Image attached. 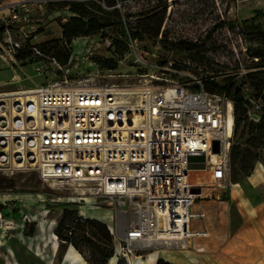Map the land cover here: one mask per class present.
Masks as SVG:
<instances>
[{"label":"built area","instance_id":"built-area-1","mask_svg":"<svg viewBox=\"0 0 264 264\" xmlns=\"http://www.w3.org/2000/svg\"><path fill=\"white\" fill-rule=\"evenodd\" d=\"M71 1L86 0H13L0 5L9 18L2 41L7 54L39 60L37 73L56 77L32 90L0 93V171H35L45 182L76 187L80 203L102 198L115 206L121 225L112 234L121 256L141 250L205 253L213 227L208 211L197 204L233 186L234 100L226 93L209 92L203 78L192 83L175 79L174 75L189 76L203 68L190 55L160 60L158 50L165 49L163 34L173 14L170 7L162 33L153 41L157 52L151 55L133 36L137 19H124L120 38L127 51L117 61L134 73L107 71L108 77L124 83L59 76L65 69L56 57L25 44L13 32L17 28L21 35L34 12ZM100 3L108 11L122 7ZM64 8L63 25L78 17L69 6ZM218 33L171 36L168 43L221 44ZM81 39L85 47L72 50L70 65L90 62L104 50L117 52L115 39L104 32ZM202 158L205 168H193L202 164ZM5 215L0 211V230L8 225L2 220Z\"/></svg>","mask_w":264,"mask_h":264},{"label":"rangeland","instance_id":"rangeland-1","mask_svg":"<svg viewBox=\"0 0 264 264\" xmlns=\"http://www.w3.org/2000/svg\"><path fill=\"white\" fill-rule=\"evenodd\" d=\"M12 1L0 0V5ZM169 2L173 16L168 28L174 38L202 36L205 30L217 23L218 16L227 22L228 26L216 36L221 41L222 39L227 40L226 42L230 45V51L233 52L234 59L238 62V65L235 63L229 65L231 67L229 70L235 73L233 81L242 87L243 95L252 99L249 110L250 118L260 121L264 104L260 99H256L245 75L248 72L261 70L256 66L258 60L253 62L250 59L251 54L248 49L252 47L255 50L260 47V43L257 44L253 40L258 37L262 38L261 33L264 31V0H169ZM121 4L122 15L130 20L131 15L141 12L143 7L149 8L157 4V0H126ZM63 5L47 12H34L31 16L32 21L25 24V31L19 35L18 29L15 28L13 34L27 40L24 41L25 44H34L46 55L56 57L65 69L59 76H71L72 81L91 79L98 82L101 80L100 82L124 83L122 78L108 77V69L102 67L103 61L107 59L120 60L122 58L120 52L110 54L104 50L90 62H82L79 65L68 64L66 57L67 49L70 48L61 38L63 35L62 20L67 15ZM198 11H203L204 15L196 17ZM7 15V11L2 12L0 9V93L28 91L56 79V77H44L37 73L36 65L40 62L39 60L32 57L27 58L25 55L12 58L7 54L5 44L2 43L5 39L4 29L9 19ZM230 26H233V30ZM117 30L118 33L124 34V24L118 25ZM57 40L64 42L63 49L53 50L48 46L49 43ZM260 42L264 41L261 39ZM72 45L74 48L71 50L82 51L85 47V40L75 39ZM141 48L150 55L157 52L152 40L143 41ZM158 55L161 61H164L166 57L177 61L184 56L166 48L158 50ZM153 59L150 56V61ZM225 60L222 59L223 62ZM118 64L121 74L134 73L129 70L127 64L120 62ZM232 67L237 69L233 70ZM229 70H224L223 74L214 76L213 79L224 85V78L231 75ZM203 75L212 76L213 74L206 72L203 67L201 71L190 73L189 76L181 74L174 75V77L181 83H192L196 79L203 78ZM102 77L107 78L103 80ZM245 139V137L239 138L238 141L242 142ZM260 157V162L250 177L236 179L235 173L231 170L233 186L229 190L225 192L220 190L213 199L198 202L197 208H204L208 211L214 231L223 230L233 235L246 225L255 229L264 222V149L260 152ZM75 192L76 187L74 186L61 187L45 182L35 171H0V211H6L7 215L2 220L8 223L4 229L0 230V264H46L48 260H50L49 263L55 261V264H60L54 230L66 208L77 210L79 215L85 218L93 219L92 217L98 216L102 220L106 219L105 224L108 225L111 233L112 231L116 233V228L120 227L121 222L116 216L115 206H111L102 198L92 200L97 202L89 204L80 203ZM114 241L115 256L112 259L115 264L123 261L126 264H151L152 260L160 257L162 253L193 252L179 249L141 250L124 257L116 251L115 238ZM34 249H37L36 253ZM84 251V256L89 257L88 249L84 248Z\"/></svg>","mask_w":264,"mask_h":264},{"label":"trees","instance_id":"trees-1","mask_svg":"<svg viewBox=\"0 0 264 264\" xmlns=\"http://www.w3.org/2000/svg\"><path fill=\"white\" fill-rule=\"evenodd\" d=\"M121 1L126 0H86L65 3L63 7L69 6L73 13L78 14V17H73L68 23L62 25L63 40L67 46L80 37L96 36L104 32L115 39L117 52L122 55L127 51L125 43L120 38L121 34L117 30L118 25H122L125 19L121 13V8L108 11L100 3L104 2L107 6L115 7L121 4ZM169 7V0H157V4L151 5L149 8L143 7L141 12L131 15L130 18H137V27L133 33L135 40L143 42L146 39L152 41L158 39L162 33ZM196 15L199 17L204 15V12L198 11ZM226 26H228L227 22L218 16L213 30L203 33V35L210 37L214 32L222 31ZM230 29L233 30V26H230ZM171 34L172 32L167 27L163 34L166 41L164 48L176 54L190 55L198 65L205 67L206 72L213 74L212 76L203 75V79L207 80V90L217 94L226 93L229 98L234 100L235 140L231 150L232 172L235 173L236 179L250 177L256 170L261 158L260 152L264 149V109L260 121L252 120L249 115L250 103L244 99L242 87L233 81L235 75L224 78V85L218 83L216 79H211L223 74L224 70H229L230 64L238 65L233 52L230 51V45L223 39L221 44L217 41L208 44L187 41L168 43ZM261 34L262 38L252 39L257 44L260 43V47L255 50L252 47L248 49L251 54L250 59L253 62L258 60L256 66L261 70L248 72L245 78L253 89L256 99H260L264 104V42H260L261 39L264 41V31ZM48 46L53 50H60L64 48V42L57 40L49 43ZM67 51L66 61L68 62L72 50L67 49ZM222 59L226 60L223 62ZM118 66L116 59H107L103 61L102 65L108 70H116ZM243 137L246 138L244 141H238L239 138ZM54 234L60 242V260L70 246H73L82 256L85 253L84 248L88 249L90 256H84L88 264H108L115 256L114 236L108 225L96 219L85 218L79 215L77 210L69 208L63 210ZM119 264H126V262L123 261ZM157 264L173 263L160 259Z\"/></svg>","mask_w":264,"mask_h":264},{"label":"crops","instance_id":"crops-1","mask_svg":"<svg viewBox=\"0 0 264 264\" xmlns=\"http://www.w3.org/2000/svg\"><path fill=\"white\" fill-rule=\"evenodd\" d=\"M92 218L105 223L98 216ZM222 231H214L213 229L212 239L207 243L205 249L206 254H197L194 251L166 252L152 260L151 264H157L160 259L173 264H264V222L260 223L259 227L255 229L246 225L233 235ZM54 236L57 238L55 234ZM56 250L57 254H60V242L58 238ZM34 252L36 253L37 249H34ZM49 262L50 260L46 264H55V261ZM58 262L60 264H88L82 254L73 246L67 249L61 260L58 258ZM109 264H115L114 259Z\"/></svg>","mask_w":264,"mask_h":264},{"label":"water","instance_id":"water-1","mask_svg":"<svg viewBox=\"0 0 264 264\" xmlns=\"http://www.w3.org/2000/svg\"><path fill=\"white\" fill-rule=\"evenodd\" d=\"M215 150H219V146L218 143L215 144ZM202 164L199 165H192L193 168H200V169H204L205 168V162H204V158H202Z\"/></svg>","mask_w":264,"mask_h":264},{"label":"bare ground","instance_id":"bare-ground-1","mask_svg":"<svg viewBox=\"0 0 264 264\" xmlns=\"http://www.w3.org/2000/svg\"><path fill=\"white\" fill-rule=\"evenodd\" d=\"M231 109H233V105H231ZM231 112H232V111H231ZM233 122H234V118H233V116H232V113H230V130L232 129ZM197 176H199V175H197ZM104 221L107 222L106 219H105ZM211 239H212V238H211ZM210 241H211V240H210ZM206 247H207V244L204 245V248H206Z\"/></svg>","mask_w":264,"mask_h":264}]
</instances>
